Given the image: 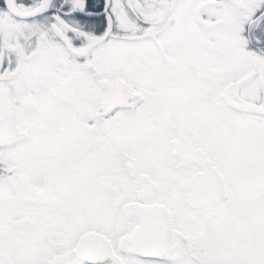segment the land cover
Instances as JSON below:
<instances>
[{"label": "snow or ice", "instance_id": "6c2138e0", "mask_svg": "<svg viewBox=\"0 0 264 264\" xmlns=\"http://www.w3.org/2000/svg\"><path fill=\"white\" fill-rule=\"evenodd\" d=\"M0 264H264V0H0Z\"/></svg>", "mask_w": 264, "mask_h": 264}]
</instances>
